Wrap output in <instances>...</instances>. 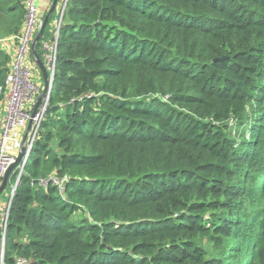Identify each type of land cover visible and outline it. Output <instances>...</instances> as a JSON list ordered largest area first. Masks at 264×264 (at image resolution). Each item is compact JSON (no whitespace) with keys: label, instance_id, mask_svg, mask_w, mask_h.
I'll use <instances>...</instances> for the list:
<instances>
[{"label":"trees","instance_id":"1","mask_svg":"<svg viewBox=\"0 0 264 264\" xmlns=\"http://www.w3.org/2000/svg\"><path fill=\"white\" fill-rule=\"evenodd\" d=\"M24 21L0 0V39ZM10 63L0 47V87ZM18 260L264 264V0L69 1L9 213Z\"/></svg>","mask_w":264,"mask_h":264},{"label":"built area","instance_id":"2","mask_svg":"<svg viewBox=\"0 0 264 264\" xmlns=\"http://www.w3.org/2000/svg\"><path fill=\"white\" fill-rule=\"evenodd\" d=\"M38 0H24L25 21L19 34L0 39V47L11 54L9 72L0 87L2 96V112L0 113V184L8 170L21 151L23 158L15 169L14 182L8 181L4 195L6 200H0V264H4L5 236L9 213L24 168L39 140L41 125L45 120L57 62V41L63 16L70 0H57L54 18L51 22L53 36L51 40L40 39L37 45L41 62L47 73V90L43 94L45 81L35 55L32 44L44 26V17L39 14ZM49 182L61 188L62 180L50 177L41 179L39 185L46 186ZM16 264H25L18 260Z\"/></svg>","mask_w":264,"mask_h":264},{"label":"water","instance_id":"3","mask_svg":"<svg viewBox=\"0 0 264 264\" xmlns=\"http://www.w3.org/2000/svg\"><path fill=\"white\" fill-rule=\"evenodd\" d=\"M56 4H57V0H53V4H52V7H51V10L49 12V14L45 17L44 19V26H43V29L41 30V32L36 36L33 44H32V52L33 54L35 55L36 57V60H37V64L40 68V70L42 71V74H43V77H44V81H45V88H44V91H43V94L45 95L46 94V90H47V73H46V70L41 62V59L40 57L37 55L35 49H34V46L35 44L37 43V41L40 39L42 33H43V30L45 28V25L48 23V19H49V16L51 15L52 12H54L55 10V7H56ZM23 155H24V151H21L19 156L15 159V162L8 168V170L6 171L2 181H1V184H0V196L1 194H3L5 192V189L7 188V185H8V181L10 179V177L14 174L15 172V169L18 167V165L20 164L22 158H23Z\"/></svg>","mask_w":264,"mask_h":264},{"label":"crops","instance_id":"4","mask_svg":"<svg viewBox=\"0 0 264 264\" xmlns=\"http://www.w3.org/2000/svg\"><path fill=\"white\" fill-rule=\"evenodd\" d=\"M38 7H39V14L40 16L45 15V17L49 14L53 0H38L37 1ZM51 33L53 36V28H51ZM52 38V37H51ZM2 106L0 107V113L2 112Z\"/></svg>","mask_w":264,"mask_h":264},{"label":"rangeland","instance_id":"5","mask_svg":"<svg viewBox=\"0 0 264 264\" xmlns=\"http://www.w3.org/2000/svg\"><path fill=\"white\" fill-rule=\"evenodd\" d=\"M45 15H42L41 17H44ZM44 19H45V17H44ZM11 55V54H10ZM1 96V95H0ZM2 97V96H1ZM0 102H1V106H2V98H1V100H0ZM0 106V107H1ZM229 129H231L232 130V132L233 133H237L238 134V128L237 127H235V124H234V122H232V123H229ZM240 132H241V130H240ZM241 134H242V132L238 135V136H241ZM13 176H14V174L11 176V178H10V181L12 182V179H14L13 178ZM0 200H2V201H4V200H6V198H5V195H4V193L3 194H1V196H0Z\"/></svg>","mask_w":264,"mask_h":264}]
</instances>
